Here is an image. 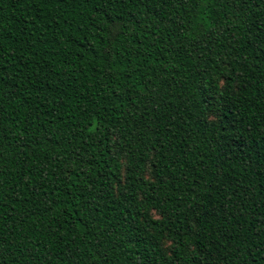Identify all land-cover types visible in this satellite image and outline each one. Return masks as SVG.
Here are the masks:
<instances>
[{
  "label": "trees",
  "instance_id": "obj_1",
  "mask_svg": "<svg viewBox=\"0 0 264 264\" xmlns=\"http://www.w3.org/2000/svg\"><path fill=\"white\" fill-rule=\"evenodd\" d=\"M0 264H264V0H0Z\"/></svg>",
  "mask_w": 264,
  "mask_h": 264
}]
</instances>
